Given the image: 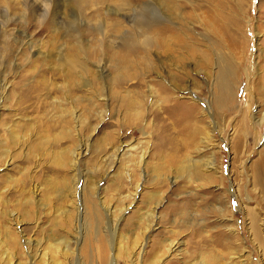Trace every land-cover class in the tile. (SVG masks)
Segmentation results:
<instances>
[{
    "label": "rangeland",
    "instance_id": "rangeland-1",
    "mask_svg": "<svg viewBox=\"0 0 264 264\" xmlns=\"http://www.w3.org/2000/svg\"><path fill=\"white\" fill-rule=\"evenodd\" d=\"M25 1L0 0V264H264V0H177L210 64L126 77L125 5Z\"/></svg>",
    "mask_w": 264,
    "mask_h": 264
},
{
    "label": "bare ground",
    "instance_id": "bare-ground-1",
    "mask_svg": "<svg viewBox=\"0 0 264 264\" xmlns=\"http://www.w3.org/2000/svg\"><path fill=\"white\" fill-rule=\"evenodd\" d=\"M78 1L81 2L82 5L90 6L91 4H93L97 7L96 9L101 8L100 5L105 6V4L112 2L115 3L118 2L122 5H125V8H123L126 11L124 12V16L129 19V22H131L130 26H132L131 28L133 29L131 30L133 31H130V33L121 36L120 39L122 40L121 50L124 49L127 52V54L124 56V58H122L120 62L116 63L115 71L117 72L118 75H124V77L130 75L135 76V74L138 73V70L140 69L145 71L155 69L157 73H159L158 69H160V74H161V71L164 72L166 71V66H165L166 62L169 63L171 62L172 65H176L177 67V63L174 62L177 60V57L173 53L178 51L183 52L184 56L186 57H195V55L199 54L202 60L204 61V63L210 64L211 60L210 58L207 57L206 55L207 52L202 48H200L199 43L194 41L192 39V36L189 33H187V32H191V30L194 32V30L192 27H188L184 23V21L188 19L187 16L185 15L183 16L181 13H177L176 11L177 0H161V1L157 0L158 4L162 7L161 16H163V19H159V18L156 19L157 16L151 12V9L147 6L148 3L146 5V1L145 3H143V5H135L131 3L129 0H78ZM43 3L44 2L42 3L39 2L37 9H40L41 11L44 12L48 9L47 6L44 5ZM36 4H37V0H28V1L26 0L24 3L26 8L30 9L31 7L33 10H35V8L33 7ZM190 15L192 17L193 16L196 17L197 13L193 12L190 13ZM209 19L211 20V24L213 27V31H212L213 35L215 37V40L217 41L215 43L220 44L223 42V35L219 30V26H220V22H222L223 19L219 17L216 12L210 14ZM177 23L179 24L178 26ZM114 25L117 26L116 28H114L116 30L122 27V23L119 22L115 23ZM66 27L68 28V26ZM66 27H64V29ZM205 29L207 28L205 27ZM202 36L203 38L206 37L205 35ZM68 37L77 40L76 41L77 43L80 42V33L78 29H74L71 33L68 34ZM154 48L161 50L162 54L167 53V56H164L160 53H159L160 55L157 54L159 60L158 65H155L151 56H149L150 52L153 51ZM139 49L142 50V53H140ZM220 53L221 52H219L218 54L216 53L217 60H219L220 63L218 64V73H217L218 74L217 85L219 87V94L215 97V99L219 104L221 103L223 105V101L225 102V100L227 99L226 98L227 94H230L229 87L231 84L229 85L230 83L229 75L232 72V68L228 64L227 60L224 59L222 53L221 54ZM70 59L64 58L65 64L69 63L71 65L75 62V60L72 61ZM76 63L78 64L77 61ZM74 66L76 65L74 64ZM174 79L176 80V77L172 76L171 82H173L175 85L176 81ZM163 84L165 83L163 82ZM161 88H163L162 92L164 93L163 102L166 103L172 97L169 89L166 86H161Z\"/></svg>",
    "mask_w": 264,
    "mask_h": 264
}]
</instances>
